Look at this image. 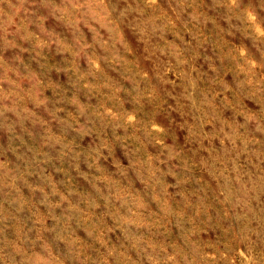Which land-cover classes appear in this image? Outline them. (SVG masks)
Listing matches in <instances>:
<instances>
[{"label": "rangeland", "instance_id": "1", "mask_svg": "<svg viewBox=\"0 0 264 264\" xmlns=\"http://www.w3.org/2000/svg\"><path fill=\"white\" fill-rule=\"evenodd\" d=\"M0 264H264V0H0Z\"/></svg>", "mask_w": 264, "mask_h": 264}]
</instances>
